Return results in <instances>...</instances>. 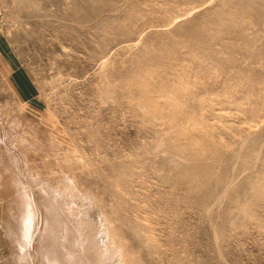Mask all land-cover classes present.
Returning <instances> with one entry per match:
<instances>
[{"label":"rangeland","instance_id":"rangeland-1","mask_svg":"<svg viewBox=\"0 0 264 264\" xmlns=\"http://www.w3.org/2000/svg\"><path fill=\"white\" fill-rule=\"evenodd\" d=\"M79 262L264 264V0H0V264Z\"/></svg>","mask_w":264,"mask_h":264},{"label":"bare ground","instance_id":"bare-ground-1","mask_svg":"<svg viewBox=\"0 0 264 264\" xmlns=\"http://www.w3.org/2000/svg\"><path fill=\"white\" fill-rule=\"evenodd\" d=\"M60 195H61V194H60ZM58 196H59V195H58ZM28 197H29L28 199H31L30 196H28ZM62 197H63V195H62ZM62 197H60V199H61ZM58 199H59V198H58ZM27 201H28V200H27ZM57 202H58V201H57ZM62 203H63V202H62ZM28 204H29V205H28V209H29V208H31V203H28ZM59 205H60V204H59ZM59 205H58V206H59ZM33 209H34V208H33ZM33 212H35V211H33ZM23 216H24V215H23ZM24 218H25V217H23L22 219H24ZM31 220H33V219H32V213L28 214V217L26 218V220H25V222H24V223H25V234H24V235H25V238H29V236H30V234H29V233H30V232H29L30 229L28 228V225H31V223H30ZM34 222H35V221H34ZM32 223H33V222H32ZM77 229H78V228H77ZM20 236L22 237V235H20ZM78 236H79V235H78ZM21 239H22V238H21ZM21 239H20V240H21ZM76 239H77V238H76ZM22 240H23V239H22ZM24 241H25V239H24ZM21 242H22V241H21ZM25 242H26V241H25ZM107 257H108V255H107ZM107 257H106V258H107ZM78 259H79V258H78ZM106 263H107V262H106ZM79 264H80V262H79Z\"/></svg>","mask_w":264,"mask_h":264}]
</instances>
